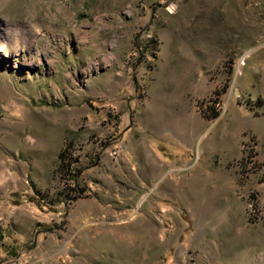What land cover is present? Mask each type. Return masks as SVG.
Returning a JSON list of instances; mask_svg holds the SVG:
<instances>
[{"label":"rangeland","instance_id":"1","mask_svg":"<svg viewBox=\"0 0 264 264\" xmlns=\"http://www.w3.org/2000/svg\"><path fill=\"white\" fill-rule=\"evenodd\" d=\"M0 24L25 34L0 40V264H264V0H0Z\"/></svg>","mask_w":264,"mask_h":264},{"label":"bare ground","instance_id":"2","mask_svg":"<svg viewBox=\"0 0 264 264\" xmlns=\"http://www.w3.org/2000/svg\"><path fill=\"white\" fill-rule=\"evenodd\" d=\"M170 9L172 10L173 8L170 7ZM21 34H23V36L25 35L24 33H22V31L20 29L18 30V28L13 30L12 28L0 27V40L8 39V37L11 35V37H14L13 40L15 39L16 41H18L21 39V36H22ZM5 51H6L5 46H3L2 42H0V54L2 55L3 52H5Z\"/></svg>","mask_w":264,"mask_h":264},{"label":"trees","instance_id":"3","mask_svg":"<svg viewBox=\"0 0 264 264\" xmlns=\"http://www.w3.org/2000/svg\"><path fill=\"white\" fill-rule=\"evenodd\" d=\"M59 158H60L61 165L64 168L63 169L64 172L68 174H72L73 177H76L77 173L76 172L74 173V169H73V164L76 161L72 159L71 155L69 154L66 155V153L64 154L63 152H61L59 155ZM70 191L75 192L76 189L73 187Z\"/></svg>","mask_w":264,"mask_h":264},{"label":"crops","instance_id":"4","mask_svg":"<svg viewBox=\"0 0 264 264\" xmlns=\"http://www.w3.org/2000/svg\"><path fill=\"white\" fill-rule=\"evenodd\" d=\"M96 201V200H95ZM92 203H94L93 201H92ZM82 214H85V215H87L88 213L87 212H82Z\"/></svg>","mask_w":264,"mask_h":264}]
</instances>
